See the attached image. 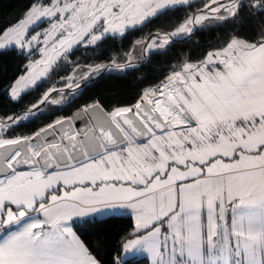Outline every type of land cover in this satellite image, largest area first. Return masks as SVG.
<instances>
[{
  "label": "snow or ice",
  "instance_id": "1",
  "mask_svg": "<svg viewBox=\"0 0 264 264\" xmlns=\"http://www.w3.org/2000/svg\"><path fill=\"white\" fill-rule=\"evenodd\" d=\"M192 7L30 0L0 26V58L28 61L7 97L33 101L0 115V264H101L79 226L119 212L133 218L120 251L147 254L149 264H264V26L259 39L234 35L199 63L178 64L134 104L106 108L95 99L72 116L53 107L100 75L134 69L137 48L158 54L208 20L264 18V0H202L171 31L135 40L108 63L72 60L79 47L106 49ZM85 116L78 139L81 131L69 130ZM38 119L50 122L17 134Z\"/></svg>",
  "mask_w": 264,
  "mask_h": 264
},
{
  "label": "trees",
  "instance_id": "2",
  "mask_svg": "<svg viewBox=\"0 0 264 264\" xmlns=\"http://www.w3.org/2000/svg\"><path fill=\"white\" fill-rule=\"evenodd\" d=\"M29 3L30 0H0V26L21 17ZM192 4V8L182 9L180 13L161 17L155 23H148L142 27V30L128 35L123 40L118 38L106 49L93 51L87 47H79L72 56V60L81 65H87L108 63L109 57L112 55L123 56L129 51L130 45L135 40H146L150 33H154L158 29L171 31L169 26L178 25L184 15L202 7V0L194 1ZM262 26H264V18L256 16L243 20V22L239 20L216 21L214 19L205 21L204 26H199L191 37L172 40L158 54L149 55L148 59L138 68L123 73L109 72L100 75L91 87L84 90L83 95H79V93L71 95L66 104L53 106L64 108L56 115L70 116L80 107L95 99L101 100L106 108L116 106L118 102L134 104L143 89L163 81L178 64L199 63L209 52L222 48L226 41L234 35L250 41L259 39ZM142 54V50L139 48L133 52V56L136 58L135 62L141 59ZM121 62L124 61L121 60ZM27 63V60L15 56L0 58V115L20 112L24 105L33 102L32 96H27L19 105L14 104L9 101L5 92V86L25 72ZM32 95L35 96L36 93ZM48 122L50 121L38 119L27 128L19 129L17 134H30ZM132 226L133 218L127 213L113 214L108 218V222L101 226L80 225L78 235L92 247L101 264H112L113 258L118 253L122 256L120 243L122 238L131 231ZM124 264H149V259L146 256L134 255L125 259Z\"/></svg>",
  "mask_w": 264,
  "mask_h": 264
},
{
  "label": "water",
  "instance_id": "3",
  "mask_svg": "<svg viewBox=\"0 0 264 264\" xmlns=\"http://www.w3.org/2000/svg\"><path fill=\"white\" fill-rule=\"evenodd\" d=\"M199 28V26H196V28H195V30L192 32V33H190V34H187V35H182V37L181 38H174L173 40H176V39H184V38H189V37H191L193 34H194V32L197 30ZM155 33V32H154ZM143 55L146 57V59H140L139 61H137V62H133V64H135L136 65V67L135 68H138L140 65H142L147 59H148V57H149V54L148 53H143ZM134 68V69H135ZM165 80V79H164ZM163 80V81H164ZM75 93H79V90H76L75 91ZM77 112V111H76ZM76 112H74V113H76ZM73 113V114H74ZM72 114V115H73ZM72 115H70V116H72ZM88 120V117H84L83 119H79V120H76V121H74L73 122V127L69 130V131H76L77 129L78 130H80L81 131V137H78V139H80V138H82L83 137V132L84 131H86L87 129L85 128V123H86V121ZM0 151H4V150H2V149H0Z\"/></svg>",
  "mask_w": 264,
  "mask_h": 264
},
{
  "label": "rangeland",
  "instance_id": "4",
  "mask_svg": "<svg viewBox=\"0 0 264 264\" xmlns=\"http://www.w3.org/2000/svg\"><path fill=\"white\" fill-rule=\"evenodd\" d=\"M194 1H197V0H192V2H194ZM216 50H219V49H216ZM216 50H213V51H211V52H214V51H216ZM142 55H143V54H142ZM133 57H134V56H133ZM37 58H38V57H37ZM135 60H136V58L134 57L133 60H132V63L135 62ZM120 62H121V61H120ZM24 73H25V72H24ZM24 73H23V74H24ZM23 74H21V75H23ZM68 96H69V95H68ZM68 96L65 97V100L68 98ZM115 214H119V213H115ZM122 257H123V260H125V259L128 258V256H127L126 254H124V253H123Z\"/></svg>",
  "mask_w": 264,
  "mask_h": 264
},
{
  "label": "crops",
  "instance_id": "5",
  "mask_svg": "<svg viewBox=\"0 0 264 264\" xmlns=\"http://www.w3.org/2000/svg\"><path fill=\"white\" fill-rule=\"evenodd\" d=\"M121 213H123V212H119V214H121ZM122 255H123V252H122ZM128 257H130V256H134V255H138V256H146V257H148L147 256V254H144V253H135V254H133V253H129V254H126ZM148 259L150 260V258L148 257Z\"/></svg>",
  "mask_w": 264,
  "mask_h": 264
},
{
  "label": "built area",
  "instance_id": "6",
  "mask_svg": "<svg viewBox=\"0 0 264 264\" xmlns=\"http://www.w3.org/2000/svg\"><path fill=\"white\" fill-rule=\"evenodd\" d=\"M123 73V72H122ZM83 83V82H82ZM76 91V90H75ZM77 94V93H75ZM71 97V95L68 96V98L65 100V104L69 101V98Z\"/></svg>",
  "mask_w": 264,
  "mask_h": 264
},
{
  "label": "bare ground",
  "instance_id": "7",
  "mask_svg": "<svg viewBox=\"0 0 264 264\" xmlns=\"http://www.w3.org/2000/svg\"><path fill=\"white\" fill-rule=\"evenodd\" d=\"M160 83L156 84V85H159ZM156 85H153V86H150V87H155ZM149 88V87H148Z\"/></svg>",
  "mask_w": 264,
  "mask_h": 264
}]
</instances>
